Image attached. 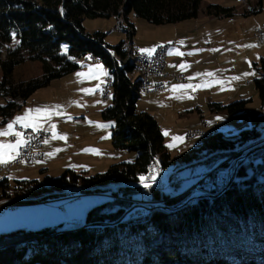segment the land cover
I'll return each instance as SVG.
<instances>
[{"label": "trees", "instance_id": "16d2710c", "mask_svg": "<svg viewBox=\"0 0 264 264\" xmlns=\"http://www.w3.org/2000/svg\"><path fill=\"white\" fill-rule=\"evenodd\" d=\"M51 3L43 6L39 0H0L1 121L11 118L35 90L73 72L78 59L91 56L100 60L113 78L112 103L101 113L103 118L114 122L112 147L135 151L137 157L130 163L111 164L94 175L67 169L51 178L55 187L77 186L81 182L85 187L98 188L117 183L121 185V193L111 192L108 196L114 197L88 209L84 225L67 230L47 226L0 233V264H264V142L236 162L232 168L234 175L221 193L215 184L217 173L229 167L236 147L256 143L260 138L257 125L231 136L211 132L198 147L181 156L183 162L197 159L195 164L205 167L226 158L199 182L198 187L213 194L211 198L200 196L178 206L188 192L174 196L152 190L155 201L165 198L164 205L176 208L169 211L152 208L143 216L119 221L131 206L129 199L137 192L139 186L135 187L141 177L146 179L153 165L165 169L173 160L165 150L164 136L155 118L136 111L142 81L133 79V64L112 60L113 55L124 58L128 49L123 48V42L107 45L103 32H85L83 20L114 17L120 22V32L132 38L133 26L122 19L129 14L154 25L171 24L197 18L201 0H52ZM263 3L264 0H257L246 14L260 12ZM203 13L231 17L235 10L208 4ZM13 40L15 46L8 47ZM28 59L41 63L42 74L26 91L15 94L10 81L14 68ZM253 67L259 73L253 80L254 87L264 100V57ZM250 100L209 102L208 108L213 113L230 114L243 109ZM202 156L204 160H200ZM16 183L19 188L26 186L23 194L27 192L34 197L42 193L37 190L38 180ZM0 187L2 194H7V179L0 181ZM97 222L113 224L93 225ZM158 243L160 251L154 247Z\"/></svg>", "mask_w": 264, "mask_h": 264}, {"label": "rangeland", "instance_id": "374dc122", "mask_svg": "<svg viewBox=\"0 0 264 264\" xmlns=\"http://www.w3.org/2000/svg\"><path fill=\"white\" fill-rule=\"evenodd\" d=\"M51 2L52 0H39V3L43 6L51 5ZM256 3L257 0H201L199 14H201V10H203L208 4H219L224 7H233L236 13L246 14L250 13V9L256 6ZM261 11V13H256L261 14L258 17H255V14L254 16L251 15L246 18L239 17L237 19H240V21L245 19L243 21L245 30L248 26V29H251L252 25L256 22L261 24L258 27H264V5H262ZM202 14L205 16L203 12ZM127 18L129 19V22L133 23L135 26L137 40L142 41L144 45L150 48L157 42L165 41L170 37L173 39L172 32H177L179 30L181 33H187V29L199 28L203 23L201 21H204L198 18L197 21L190 20L179 25L172 26L150 24L143 19L133 16L132 14H129ZM122 19L124 23H126V17ZM116 20L117 19L114 17L85 18L83 20V28L87 33H105L106 36L104 41L111 47L123 42L122 44L124 47L129 46V49L126 51L127 53L129 52L130 46L132 45L130 43L135 42L132 39L133 37H128L124 32H117L115 30V25L117 23ZM183 26L187 28L185 30H180ZM240 26H242V24ZM243 32L244 31L241 30L240 33L242 34ZM247 36H249L248 31L244 32L241 37L245 38ZM253 39L252 37H249L248 39L245 38L244 40L245 46L250 50H253L255 55L254 53L245 50V48L240 49L239 47L230 51L229 55H233L231 61L233 63L234 71L233 75H231V79L223 80L226 84L232 87V92H234V90L238 91L239 89L240 92H238V94L243 95L242 92H244L245 95L243 96L247 99H251L243 109L230 114H228L227 111H220L218 113L211 112L208 108V103L218 102V99H216V97L210 93L211 91L208 88L196 89L195 92H197V94H193L190 91L185 90L182 96L171 97V102L167 103L166 105H161L156 101L157 95L145 94L143 92L139 94L135 104L136 111L147 112L155 118L164 136L163 144L165 150L170 154L173 161L165 169L157 168V170L152 174V177L149 178L151 181L148 179L147 181L144 180V182H141L140 180V182L136 184L137 186L135 189L138 186L139 189L144 188V183L152 185L154 180H161L162 183L168 182L170 179L172 180L177 174L179 178L173 184V189L170 192L174 194V196L188 192L189 195H187L185 199H187L192 193H195V195L198 197L206 196L211 198L213 194H210V192H205L203 189L198 187L199 182L205 179L204 177H206V175L212 170L217 169L219 165L224 163L226 158H223L213 166L205 167L200 164H195L197 159L191 162H183L181 160V156L191 149L198 147L202 139L211 132L219 131L224 136H231L237 134L242 129L257 125V129L261 133L260 138L256 143L251 142L244 146L239 145L236 147V153L231 157L229 156L231 160L228 161L230 165L227 169H231L236 165L237 161L244 157L242 155H244L245 152L250 151L255 146H259L261 142H264V100H261L258 97L255 90L253 80L259 76V73L258 70H256L252 65V62H258L261 57H264V43L255 44L256 42L254 43ZM15 44L16 41L13 40L7 46L14 47ZM108 50L114 51L113 48H109ZM89 63H96V61H93L90 58L86 61L84 57L76 61V64L79 68ZM223 68L226 70V72L231 70L227 67V65L223 66ZM41 72V64L36 60L28 59L16 66L10 79L14 93L20 94L26 91V88L41 76ZM72 73L73 74L71 77L70 74L65 75L69 78H65L63 82L66 81L70 85L68 88L73 92L75 91L77 94L82 95L91 92L94 86L96 88L97 79L95 78L94 73L87 72L86 68L85 70L76 69ZM78 73L83 75H77ZM108 74L109 73L107 70H104L102 75V85H100V98L102 100L100 107L101 109H106L112 103V90H110L109 99L104 100L102 98V91L105 87V78L108 76ZM138 78L141 79V75L137 72H134L133 79L136 80ZM95 91L96 90H93V92ZM205 94H208L206 95L207 97H203ZM214 94L217 93L214 92ZM40 95L41 94H36V97L32 98V100L27 103L26 108L18 112L15 117L24 116L29 109H36L37 105L39 104ZM74 96H76V94L72 97ZM209 96H212L214 99L208 100ZM217 96H220V94ZM162 97L165 99L162 101H166L167 98H169V96H165V93L162 94ZM236 100H239V97L231 99L226 103ZM99 117L102 118L101 115H99ZM218 117L220 119H217ZM110 124H112L113 127L112 120H110ZM100 125H106L107 127H100ZM90 128L93 130H100L102 132L101 147L105 149L104 145L107 143V137L109 133L108 121L101 119L98 124L91 125ZM190 132L191 135L194 133L193 136L189 135ZM110 133L112 137V129ZM175 137H182L183 139L178 141L174 139ZM84 139L87 140L88 136H84ZM46 142L43 146L46 145ZM169 145H172V147H169ZM120 152L121 153L118 152V158L111 154L110 157L106 158L108 160L105 159L106 164H108L107 166L120 162L130 163L133 162L137 157V152L135 151L122 150ZM204 159L205 157L203 156L200 158V160ZM58 164L59 163H53V166L50 167V171L46 177L44 174H40L39 171L44 165V162L40 163L36 161L32 165H26L22 163L18 166L11 167L9 170H2L5 167L3 166L5 164H0V181L7 179L9 184L7 194L3 195V187H0V233L8 232L18 228L34 230L47 226H58L60 230H67L74 228L75 226L84 225L86 212L88 209L106 201L107 198H109L108 194L111 192H120L119 190L121 185L117 183H111L98 188L85 187L81 182L77 186H70L69 184H66L62 187H55L50 182L51 178H56L63 172V169H61L60 165ZM102 167L103 166L96 167L94 171H90V173L87 171L84 172L87 176L94 175L96 173H100ZM33 179H38L40 182V188L37 190L42 191L41 194L34 197L29 196L27 192L23 194L26 186L19 188L18 184L16 183L20 180ZM227 182H229L228 179ZM154 184H157V182ZM125 185L122 184V187ZM203 192L205 194H203ZM221 192L222 191L219 193ZM6 195L8 197L3 198V196ZM215 196H217V194ZM162 206L164 207V205ZM174 208L176 207H168L169 210ZM129 209H131V206L127 209L119 221H129L131 218L139 217L141 215L143 216V214L139 215L137 214L138 212L130 211ZM128 213L131 215L135 213L137 216H132L126 220L125 216ZM159 239L156 238V241H159ZM158 246H161L160 243L154 245V247L160 251ZM172 264H175V262Z\"/></svg>", "mask_w": 264, "mask_h": 264}, {"label": "crops", "instance_id": "0c3cea01", "mask_svg": "<svg viewBox=\"0 0 264 264\" xmlns=\"http://www.w3.org/2000/svg\"><path fill=\"white\" fill-rule=\"evenodd\" d=\"M202 12L203 10H201V14H198L197 18L171 24H164L176 26L190 20L197 21L198 18H200V20H204L201 21L203 23L201 26L199 25V28H189L187 29V33H181L179 30L177 32H172L173 39L170 37L165 41L157 42L156 44H153L151 48L144 45L142 41L137 40L135 26L133 23L129 22V19L127 18L128 16H126V23L131 24L134 28L132 39L136 46H138L140 50L151 49L154 51L156 46L161 43L170 44L166 59L167 71L170 73H183L186 77L185 82H174L161 92L151 93L152 95H157L156 101L161 105H166L171 102V97L182 96L185 90H188L193 94H197V92H195L196 89L206 88H208L211 91L210 93L218 99V102L214 103H226L227 101L238 97L239 99L245 98L243 96L245 95L244 92H242L243 95L238 94V92H240L239 89L238 91L234 90V92H232V87L226 84L223 80L231 79V75H233L234 71L233 63L231 61L233 55H229L230 51L239 47L240 49L245 48V50L254 53L253 50H250L245 46L244 39H248L249 37H252L253 39V34L256 28L261 24L256 22L252 25L251 29H248V26L245 30V27L243 26V21L245 19L240 21V19L237 18H246L251 15L254 16L255 14H240L235 12V14L231 17H213L206 16L205 14V16H203ZM261 12L262 11H260V13ZM260 13L256 14L255 17L261 15ZM241 24L242 26H240ZM186 28L187 27L183 26L180 30H185ZM241 30L244 32L248 31L249 36L245 38L241 37L244 33L243 32L241 34ZM93 61H96V63H89L87 65H83L81 68L77 67V70H85L86 68L87 72L94 73L95 78L97 79L96 88L95 86L93 88V90H96L95 92L92 90L91 92L82 95L77 94L75 91L73 92L68 88L70 85L66 81L63 82L65 78H69L64 75L60 78L51 80L47 86L35 90L27 98L25 103L18 110H16L11 118H9L6 122H2L0 118V130H3L16 118L15 115L18 112L26 108L27 103L32 100V98L36 97V94H41L39 97V104L36 109H44L45 112L42 113L38 119H36L35 127L27 128H30L31 130L45 128L50 133L49 140L46 142V145L43 146L45 159L43 161H37L40 163L44 162V165L39 171L40 174H44L45 177L48 176L50 167L53 166V163H59L58 165H60V168L63 169L62 171L72 169L78 172L87 171L90 173V171H94L96 167L103 166L101 168V172H103L108 167V164H106V160L108 159L106 158L110 157L111 154L118 158V154L122 151L112 147V137L110 131L112 129L113 134V127L112 124H110L111 119H105L101 114L105 109L100 108L102 101L100 98V85H102L101 82L103 72L107 69L100 60ZM253 63L255 62H252V65ZM97 65H100L101 67L97 68ZM180 65H184L185 67L181 68ZM226 65L229 69H231L228 72H226L223 68V66ZM207 73H212V75L209 76ZM69 74L71 77L73 73L71 72ZM188 84H191L194 87L173 91V87L176 85ZM197 85H199V87H195ZM140 92H143L141 88ZM214 92L217 94H214ZM163 93H165L166 97L169 96L166 101H162L165 100L162 97ZM75 94L76 96L72 97ZM219 94L220 96H217ZM206 95L208 94H205L203 97H207ZM212 99H214L212 96L208 97V100ZM31 115L35 116L36 113ZM99 115H101L102 118H100ZM101 119L108 121L109 126L107 143L104 145L105 149L101 147L102 132L100 130H93L90 128L91 125L98 124ZM17 127L26 126H22V124L18 123L15 124L13 128L14 132L20 133L19 138L23 141L21 132L17 129ZM54 133L56 134V137L63 138H54ZM86 135L88 136L87 140L84 139V136ZM16 141L17 137L15 135H0V143L15 144ZM18 148L15 150L14 156L18 152ZM6 197L8 196H3V198Z\"/></svg>", "mask_w": 264, "mask_h": 264}, {"label": "built area", "instance_id": "2783aa9c", "mask_svg": "<svg viewBox=\"0 0 264 264\" xmlns=\"http://www.w3.org/2000/svg\"><path fill=\"white\" fill-rule=\"evenodd\" d=\"M118 29L121 30V27H118ZM254 41L256 42V44L264 43V29H259V27H257L254 33ZM130 44H135V43H130ZM169 47L170 44L162 43L156 46V48L152 53H145L141 51L137 46V62H135V65H139V63H147L149 65V72H147V80L143 82V93L145 94L158 93L165 90L170 84L174 82L186 81V77L184 76L183 73H170L167 71L166 59H167V53ZM124 49H129V46L124 47ZM153 55L163 56L164 64H153ZM89 58L91 60H94L93 57L89 56V57H85L86 61L89 60ZM151 73L160 74L159 83H161V90H153V83L149 81V74ZM109 95H110L109 80L106 77L105 87L103 88L102 91V98L106 100L109 98ZM17 129L21 132L23 142L18 148V152L15 155V158L11 159L10 162L5 164V166H8V170L13 166H18L22 163L28 165V160H38V157H45V153L43 151L44 147H39V140H48L50 137V133L45 128L38 130H31L29 128L20 127ZM189 135L192 136L191 132L189 133ZM234 167H236V165ZM234 171L235 170H233L232 168L231 169L225 168L219 171L216 175L215 184L221 189L223 188V186L228 185L227 179L228 181L232 179L234 175ZM178 178L179 176L175 175L172 180L170 179L168 182H163V183L161 182V180L158 181L154 180V183L157 182V184L153 183L151 187H148L147 190L137 189V192L129 199V201L131 202V209L129 210L138 212L137 214L139 215L140 214L144 215L148 213V211L152 208H162L164 210H167L168 207L164 205L166 199L161 198L160 200L155 201L152 195V190L162 193L163 195H167L172 191L173 184L176 182ZM203 194L205 193L203 192ZM110 196L114 197L113 194L109 195V197ZM187 201L188 198L183 200L182 203H186ZM162 205H164V207ZM132 216L134 217L137 215L135 213H133L132 215L128 213L125 216V219L127 220Z\"/></svg>", "mask_w": 264, "mask_h": 264}, {"label": "bare ground", "instance_id": "6f19581e", "mask_svg": "<svg viewBox=\"0 0 264 264\" xmlns=\"http://www.w3.org/2000/svg\"><path fill=\"white\" fill-rule=\"evenodd\" d=\"M118 27H120V22L119 21H117V23H116L115 30L117 32H120V30L118 29ZM259 29H264V27H259ZM94 60H97V59L94 58ZM112 60H113V62L114 61H118L119 63L120 62L121 63L122 62L123 63H126V62L132 63L133 64V72H137V73H139L141 75V81H142L141 82L142 83L141 89L143 91V82H145L147 80V72H149V65L147 63H139V65H135V62H137V46H135V44L134 45L132 44L130 46L129 52H127L125 54L124 58H117V57L112 56ZM153 64H164V57L163 56H160V55H153ZM107 72H108V70H107ZM107 79L109 80V90H112L113 89V78H112V75L108 74ZM149 81L153 83V90H161V83H159V81H160V74H158V73H151V74H149ZM193 134H192V136H193ZM197 134H195V135H197ZM46 141L47 140H39V147H43V145H44V143ZM44 159H45V157H38V160H28V165H31V164H33L36 161H43ZM3 166H5V165H3ZM157 168H159L157 165H153L151 167L148 175L146 176V179H145L146 181L149 178L152 177V174L154 173V171ZM2 170H8V166H5ZM149 181H151V179H149ZM226 187H227V185L223 186V188L221 189V191L223 189H225ZM147 189L148 188H146V187H144L142 189H139L138 188V190H147ZM196 197H198V196H196L195 194H191L188 197V200L189 199H192V198H196ZM182 204H184V203H181V205ZM167 210H169V209H167ZM0 212H1V210H0Z\"/></svg>", "mask_w": 264, "mask_h": 264}, {"label": "snow or ice", "instance_id": "6c2138e0", "mask_svg": "<svg viewBox=\"0 0 264 264\" xmlns=\"http://www.w3.org/2000/svg\"><path fill=\"white\" fill-rule=\"evenodd\" d=\"M143 52H148L151 53L153 50L151 49H143L141 50ZM172 54V53H170ZM180 54V53H177ZM100 65H97V68H100ZM181 68H184V65H180ZM106 74V73H105ZM77 75H83L81 73H78ZM207 75L211 76L212 73H207ZM194 86L191 84L188 85H176L173 87V91H176L178 89H185V88H193ZM195 87H199V85L195 86ZM179 98V97H177ZM45 110L44 109H29L24 116H18L16 117L12 122H10L7 127L3 130H0V135H15L17 137V141L15 144H3L0 143V164H6L8 162H10L11 159H14V153L15 150L21 145V143L23 142L19 137H20V133L18 132H14L13 128L15 124H22V126H26V127H35V121L36 119H38L40 117V115L42 113H44ZM32 113H36L35 116H32ZM217 119H220L219 117ZM100 127H107L106 125H100ZM167 134V133H165ZM54 138H63V137H56V134H53ZM175 140H182V137H175ZM169 147H172V145H169ZM51 155V154H49ZM145 178L141 177V182H144ZM151 185L148 183H144V187L148 188Z\"/></svg>", "mask_w": 264, "mask_h": 264}, {"label": "water", "instance_id": "95a60500", "mask_svg": "<svg viewBox=\"0 0 264 264\" xmlns=\"http://www.w3.org/2000/svg\"><path fill=\"white\" fill-rule=\"evenodd\" d=\"M181 205V204H180ZM178 205V206H180ZM175 209V208H174ZM94 225H100V226H108V225H112L113 223H107V222H97V223H93Z\"/></svg>", "mask_w": 264, "mask_h": 264}]
</instances>
